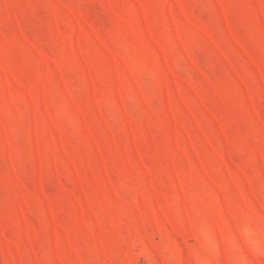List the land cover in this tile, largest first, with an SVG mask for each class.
Instances as JSON below:
<instances>
[{
  "label": "rangeland",
  "instance_id": "1",
  "mask_svg": "<svg viewBox=\"0 0 264 264\" xmlns=\"http://www.w3.org/2000/svg\"><path fill=\"white\" fill-rule=\"evenodd\" d=\"M0 264H264V0H0Z\"/></svg>",
  "mask_w": 264,
  "mask_h": 264
}]
</instances>
